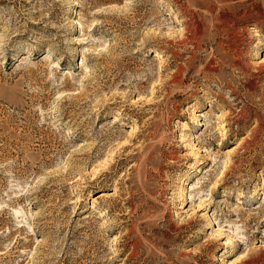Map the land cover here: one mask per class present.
Instances as JSON below:
<instances>
[{"label":"rangeland","instance_id":"374dc122","mask_svg":"<svg viewBox=\"0 0 264 264\" xmlns=\"http://www.w3.org/2000/svg\"><path fill=\"white\" fill-rule=\"evenodd\" d=\"M0 264H264V0H0Z\"/></svg>","mask_w":264,"mask_h":264},{"label":"bare ground","instance_id":"6f19581e","mask_svg":"<svg viewBox=\"0 0 264 264\" xmlns=\"http://www.w3.org/2000/svg\"><path fill=\"white\" fill-rule=\"evenodd\" d=\"M184 33H185V32H184ZM199 36H200V35H199ZM156 57H157V58H160V57H161V56H160V53H157V54H156ZM161 59L163 60V58H161ZM83 67H84V65H83ZM67 74H69V73H66V75H67ZM67 77H68V76H67ZM66 84H67V83H66Z\"/></svg>","mask_w":264,"mask_h":264}]
</instances>
